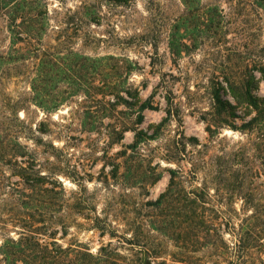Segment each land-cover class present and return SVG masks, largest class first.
Returning a JSON list of instances; mask_svg holds the SVG:
<instances>
[{
    "label": "rangeland",
    "instance_id": "1",
    "mask_svg": "<svg viewBox=\"0 0 264 264\" xmlns=\"http://www.w3.org/2000/svg\"><path fill=\"white\" fill-rule=\"evenodd\" d=\"M201 3L225 15H182L181 0H0V245L42 225L40 237L67 255L59 264L99 254L178 264L181 243L185 256L206 258L179 230L150 226L168 169L231 245L233 227L264 203V140L241 128L250 110L217 112L212 92L221 83L235 104L225 77L247 78L264 56V10L253 0ZM257 87L264 97V80Z\"/></svg>",
    "mask_w": 264,
    "mask_h": 264
},
{
    "label": "trees",
    "instance_id": "2",
    "mask_svg": "<svg viewBox=\"0 0 264 264\" xmlns=\"http://www.w3.org/2000/svg\"><path fill=\"white\" fill-rule=\"evenodd\" d=\"M121 2H128L129 0H120ZM184 4L185 12L182 15H225L221 7L215 3H201V0H181ZM260 8L264 10V0H253ZM212 18L209 16V21ZM264 80V56L251 59V75L247 78L237 82L225 77V83L230 93L231 100L235 103L230 104L228 99H225L220 94V88L223 89L221 83L217 88L213 89L212 100L216 111H224L227 114L231 113V109L244 107L250 110L251 113L245 114L248 119H242L241 128L247 131H262L260 137L264 140V97L256 95L258 83ZM115 85H111V90H115ZM124 94L133 97L131 89L127 86L123 89ZM136 94L134 95V98ZM141 109H153V105L146 100L140 104ZM170 115V111H166ZM219 114V113H218ZM142 118L141 115L138 116ZM159 123L156 127H160ZM217 126V125H216ZM139 136V134L137 133ZM154 136V135H153ZM148 138H153L148 136ZM191 145H198L196 137H188L187 139ZM22 171H25L23 168ZM169 181L165 191L160 193L158 197L150 203L158 209V218L155 217L150 223V226L157 231L168 235L179 230L175 237L182 238L180 242H185L192 249L190 251L196 252L207 248L208 256L206 258L198 257L197 255L185 256L186 247L184 243L178 245L179 249L175 252L173 261L178 264H264V256L253 257L251 259V248H257L259 253L264 254V203L253 209H248L250 212L246 213L237 224L233 227L234 241L231 245L226 244L219 235L220 227L210 221L204 215L197 203V194L192 192L193 196H188L189 193H181L176 189V178L179 170L168 169ZM195 171H192L194 173ZM24 183L32 186H41L38 179H31L30 175L22 176ZM50 184H52L50 182ZM53 185V184H52ZM52 189L43 187L44 193L50 192ZM241 196V195H240ZM241 198H245L243 195ZM180 204L177 208L173 203ZM180 202V203H179ZM251 206V197L244 200ZM199 209V210H198ZM18 220V219H17ZM177 221L176 226H174ZM29 229L20 231L17 238H8L2 241L0 245V264H59L62 259L67 256L65 251L57 243H47L40 235H43L40 226L30 225ZM183 226V227H182ZM259 226V227H258ZM183 232V233H182ZM177 246V245H176ZM196 248V249H193ZM105 254H99L92 257L90 260L83 261L81 264H115L107 259H104ZM67 259V258H66ZM70 262H72L69 259ZM131 264V263H130ZM141 264V263H138Z\"/></svg>",
    "mask_w": 264,
    "mask_h": 264
}]
</instances>
